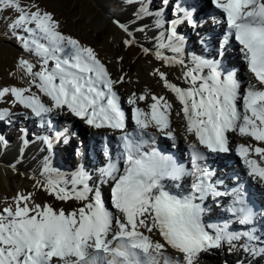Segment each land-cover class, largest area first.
Returning a JSON list of instances; mask_svg holds the SVG:
<instances>
[{"label":"snow or ice","instance_id":"snow-or-ice-1","mask_svg":"<svg viewBox=\"0 0 264 264\" xmlns=\"http://www.w3.org/2000/svg\"><path fill=\"white\" fill-rule=\"evenodd\" d=\"M133 2L137 7L131 20L137 27L115 18L111 22L125 34V47L136 45L164 67L181 68L179 78L186 87L169 82L158 68L152 74L181 106L176 115L182 121L188 164L156 146L157 134L176 142L172 104L164 96L151 95L147 111L137 106L145 95L129 97L133 128L127 131L126 114L115 90L124 76L112 79L94 49L63 34L59 22L38 4L0 0V12L15 13L7 31L39 63V71H34L28 60L20 59L18 68L29 78V87H5L0 98L10 94L13 106L30 110L31 116L24 114V119H34L44 133H52L33 134V141L45 146L47 155L39 174L28 178L34 188L57 201L79 205L69 212L47 203L30 206L31 194L16 193L15 206L0 212V264H199L201 253L225 244L230 251L264 255V226L259 225L264 209L250 203L246 182L221 190L222 181L214 180L207 164L210 155L230 151L229 133L264 142V0H211L222 14L213 19L225 26L224 39L217 41L212 59L187 52L186 37L178 31L181 25L193 30L202 26L194 17L195 8L176 4L173 18L168 19L167 0H162L164 8L155 11L150 0ZM150 30L153 35L147 37ZM136 32L144 33L152 47L140 44ZM233 39L255 83L241 81L226 63ZM208 40L211 37L200 38L202 48H208ZM31 87L50 104L25 95ZM53 113L70 114L91 128L119 133L112 143L107 135L102 138L104 163L93 169L97 181L83 166L70 179L52 166L54 147L64 135L55 129ZM12 115L7 108L0 110V120L11 122ZM21 132L26 136V129ZM22 143L30 142L24 138ZM250 150L264 160V147L241 144L236 154L246 180L264 190V167L249 158ZM8 166L18 171L15 163ZM209 200L222 208L221 222H205L212 210ZM169 249L177 254L175 258L167 255Z\"/></svg>","mask_w":264,"mask_h":264},{"label":"rangeland","instance_id":"rangeland-1","mask_svg":"<svg viewBox=\"0 0 264 264\" xmlns=\"http://www.w3.org/2000/svg\"><path fill=\"white\" fill-rule=\"evenodd\" d=\"M19 3L22 6H28L30 4L36 3L40 6L41 9L51 13L54 19L59 22L60 30L63 34L70 35L78 39L82 44L92 47L94 49L98 58L101 60L102 63L105 64L106 68L111 73L114 80H117L119 76H124V82L122 84H119L122 87L120 92L124 101H126V95H129L128 93L131 92L130 90L134 87V84L137 83V81H140V86H142L140 89L143 88L141 90L143 91V95L147 96L149 94L147 92L148 87L146 84H143V82H145V77H152V73L157 68L160 69V71L166 73V67L163 66L161 68V62L154 60L151 56H144L138 46H124L123 40L126 38L125 34L119 28H117L116 25H114L110 19H118L124 17L125 14L121 12V9H124L125 4L121 3L120 0H19ZM125 3L131 5L130 0H125ZM206 3L209 7V1H206ZM173 4L174 2H172L171 0H167L168 6H172ZM151 8L154 11L156 9H160L158 8V5L152 6ZM14 17V12H0V90L5 87H29V78L24 75L23 71L20 68H18V61L20 59L28 60L34 66L33 70L39 71V63L37 61V58L29 53H25L19 47L18 42L13 38L11 33L6 29L7 23L10 22V18ZM201 17L205 19L206 13L203 14L202 12V15L198 18V21L201 19ZM189 29L193 32L197 30H193L191 28ZM117 32L121 35V37H116ZM152 35L147 33V37H151ZM135 36L136 40L140 44H143L145 42L149 43L148 38H146L144 33L136 32ZM191 36L192 38L195 37L194 35ZM155 62H157V68L154 66ZM142 68L145 70H143ZM146 68L148 69L147 71ZM168 70H171L173 72V76L178 79H180L179 77L182 76V70L179 66H176V68L169 67ZM140 71H145L144 78L141 77V79L138 80L135 76L136 73L140 74ZM244 76H246L247 80V75H245L243 70L241 71L240 67V70H238V78L243 79ZM153 77V80L158 79L157 81H159V77L157 75H154ZM249 80L251 79L249 78ZM146 82H148L147 79ZM159 82L161 83V81ZM156 84L158 86L163 87L162 84ZM38 93L39 91L35 87H31V92L25 93V95L33 94L37 95L38 97ZM39 95L42 96L43 94L39 93ZM40 99L42 100V98ZM13 104V98L10 94L6 95L3 98H0V108H7L11 113L14 114L9 118L11 122L8 121L0 123V131L3 132L0 133V141L1 139H5L6 137L5 140L7 143H9L7 144V149L5 148L3 143V148H0V212H2L3 209L9 206H15L13 204V197L18 192H23L25 195L31 194V198L29 201L30 206L32 204L43 205L47 203L57 210L63 208L66 212L72 211L74 208L79 206L77 202L57 201L53 196L48 195L42 189L34 188V181L32 179H29L26 175V168L30 169V171L33 170L35 175L39 174V170L43 163V157L47 154L46 151L45 153L42 152L41 149L38 148V146L36 145L33 150L29 151H27L25 147L21 151H16V149L10 151L12 149L11 144H16L17 138L24 137L26 139L29 138L30 140H33V138H31L33 137L31 136V134L33 135L34 133L42 132V129L37 127L38 121L30 119V121L28 122V120L24 119L23 115L26 110H23V108L19 104H15V106H13ZM29 111L30 110H28V112L26 113H29ZM29 114L31 115V112ZM66 117L67 120H72L70 114H68V116ZM54 118L55 120L57 119L56 117ZM54 124H57L58 126H63L64 123L58 121L57 123L54 122ZM20 125H24L26 129V136L24 133L21 132V129H24V127H21ZM11 126L12 129L9 131ZM70 138H72V136L67 137L68 145L76 148L77 144L72 141L71 145ZM244 138L248 139V137ZM15 144L12 146L15 147ZM56 144L57 145L56 147H54V154L51 161L52 166L57 169L61 168L62 170H60L66 174V177H68V174L70 179V173H68L67 168L70 169L73 167H71L69 160L66 161V159L67 157L71 158V156L73 155V147L71 149L69 146L63 147L62 143L61 145L60 143ZM94 144L97 146L98 150V146L100 144L98 145L95 141L92 145L88 144V146L85 147L81 146L82 148L80 149L81 156L86 160V163L90 168H93L96 164H98L97 156L95 155V153L92 157L89 156V159L86 156V152L88 151V149H90L89 146L94 149ZM94 151L96 150L94 149ZM21 153L23 154L22 157ZM9 154L12 155L10 159L7 156ZM13 158H17V160H19L20 162L11 160ZM13 163L16 164L18 171H13V169L8 166ZM57 164L60 168L56 167ZM260 164H264V160H262V163ZM77 168L78 166H76V169ZM64 169L67 171H65ZM21 173H24L25 175H21ZM227 181L229 182V184L232 183V177H228ZM108 203L109 202L106 201V205H108ZM215 214L218 215V218L211 216L209 217V219L213 220V222H221L222 218L224 217V214L218 213L216 211ZM260 226H263V224H260ZM153 239H155V237ZM172 253V250L169 249L167 255L175 258L177 254L174 255ZM210 253L215 258V261L220 264H244V261L233 262V258L238 259V256H242L244 252L238 250L237 248H233L230 251L229 247L226 244L219 248L211 250ZM251 257L254 258L253 256ZM180 258L182 259V256ZM262 258H264V256H256V264H264V259ZM199 264L208 263L205 260L200 259Z\"/></svg>","mask_w":264,"mask_h":264},{"label":"bare ground","instance_id":"bare-ground-1","mask_svg":"<svg viewBox=\"0 0 264 264\" xmlns=\"http://www.w3.org/2000/svg\"><path fill=\"white\" fill-rule=\"evenodd\" d=\"M120 1H121V3L125 4L124 9H121V12H123V14H125V15L122 18H118V20L128 21L133 28L137 27V25L131 20L132 13L135 10V8L137 7L136 3H134L132 0H130L131 1V5H129L128 3L127 4L125 3V0H120ZM171 1L174 2V4L172 6H168L169 5L168 4L166 9H165V15H166V17L168 19H172L173 18L172 17V10L176 6V4H179L180 6L186 7L189 10H191L192 8H195L194 17H195L197 23L202 25L201 27H198L195 32H193L192 30L187 28L186 25H181L178 28L179 33L186 37V45H188L187 52H191V53L196 54V55H201V56H204V57H206L208 59H212L213 57H215L216 56V52H217L216 44H217V41L221 40V38H222V36L219 35L222 32V30H220V28H211L212 25L209 24V23H205V19H203L201 21L200 20L198 21V18L202 15V12H203V14L208 12L209 7L207 6V3H206L207 0H171ZM146 2H148V0H146ZM155 5H158V8H164L165 7V5L162 3V0H150V6L152 7V6H155ZM206 7H207V9H206ZM143 23H148V21H143ZM214 26H217V25H214ZM148 34L152 35L153 33H152V31H148ZM191 35H194L195 37L192 38ZM119 36L121 37V35L118 34V32H117L116 37L119 38ZM201 37H205L206 39H207V37H211V40H208V45L209 46H208L207 49H204V48L201 47V44L199 43V40H200ZM145 43H143L145 46L149 45L150 47H152L151 44H149L147 42H145ZM149 46H147V47H149ZM231 48H232L231 46L227 48V51L225 53V61H226L227 65L229 66L230 69H235L236 72H238L239 65H238L237 61L238 60L241 61L240 53H239L238 49H237L238 52L236 53V51L235 50L232 51ZM165 54L171 55V53H165ZM239 64H240V62H239ZM154 66L157 68V62H155ZM162 67H163V64L161 65V68ZM143 70H145V69H143ZM147 70L148 69L146 68V71ZM179 70H177V71H179ZM165 71H166V73H165L166 74V78H167V80L169 82L174 83V84H176L177 86H180V87H186V85L183 83L182 79H178V78L173 76V74H172L173 72L171 70H168V68H165ZM144 72L140 71V74L136 73L135 77H137L138 80L141 79V77L144 78ZM110 75H111V73H110ZM153 76L152 77H147V76L145 77V82H143V84L144 85L146 84L147 87H148V89L146 88L147 92L149 93L146 96L148 98H146V100L143 101V102L138 101L137 102V106L142 108V109H146L147 110L148 109V104L150 102L151 103L153 102L151 100V95H156L158 97L159 96H164L172 104V111H171V115H170V120H171V127L174 129V134L176 136V142L175 143L178 145L180 150H183L184 148H187V144H186V142L184 140L183 133H182V128H181L182 121H181V118L176 115L177 111H179L181 106L179 105L178 101L175 100L174 96L170 92H168L167 89H165L162 86H158L156 84V83H158L160 85L161 84L163 85V82L160 83L159 81H157L158 79L157 80H153L154 79ZM111 77H112V75H111ZM241 78H242V76H241ZM112 79H113V77H112ZM146 79L148 80V82H146ZM155 81H156V83H155ZM252 82H253V80H252ZM141 87L142 86H140V81H137V83L134 84V87L132 89L130 88L131 92L128 93L129 95H126V93H125L126 97H128V98L131 97L132 93L135 94L137 97L140 96V95H143V91H141L143 88L140 89ZM121 89H122V87L119 84L115 85V90L117 91L118 94L121 93L120 92ZM42 96H40L39 93H38V97L42 98V101L46 105H49L50 101L46 97H42ZM26 112H28V110H26L24 114H27L28 116H31L29 114L30 111H29V113H26ZM180 115L182 117V113ZM66 116H68V114H64V115H57L56 113L52 114V119H53V121L55 123H57L58 121H61V122L64 123L63 126H58L57 124H55V129L57 131H60V132L64 133V135L61 137V139H60V141L58 143H60V145L62 143L63 147L69 146L72 149L73 146H70L67 143V141H68L67 137L72 136V138H70L71 145H72V141L76 143V141L79 140V141H81V143L83 142L82 146H84V147L88 146V144H89V141H88L89 139L88 138H90V137H86L84 135L83 126L85 125V123L83 121L79 120L78 118L77 119L73 118V116H71L72 120L69 121V120H67ZM54 117H56L57 119L55 120ZM32 120H34V119H32ZM6 121H8V120H6ZM29 121H30V119H28V122ZM23 122H24V120H23ZM12 126L10 127L9 131L12 129ZM69 126H71V127H69ZM21 127H24V125L21 126ZM75 128L77 129L76 131H75ZM24 129H25V127H24ZM90 129L92 130V132H93L92 134L93 135L97 134V135H101L102 137H103V135L104 136L112 135L111 132H108V131H105V130L97 131V130H93V128H91V127H90ZM0 133H3V132L0 131ZM5 134H6V132H5ZM40 134L51 135L52 133H44V131L42 130V132ZM228 135L230 137L232 145L235 146V150H236V147L238 145L242 144V145L247 147L249 145L252 146L253 144L256 143V141L252 140L251 137H248V139H246L244 137H240L236 133H229ZM31 136H33V135L31 134ZM74 137H76L77 140L74 141ZM157 137H161L160 140L165 141L164 136H160L159 134H157ZM31 138H33V137H31ZM111 138H113V137H111ZM5 139H6V137H5ZM5 139H1V141H0V146L1 147L0 148H3L2 143L4 144V141H6ZM22 139H24V137L17 138L18 142L16 141V144L14 143L15 147L12 146V145H14L13 143L11 144V148L12 149L10 151H12L14 149H16V151L17 150L21 151V150L24 149V147L27 149V151H29V150H33L34 147L38 146V148H40L41 151L45 153V151L43 150L45 146H43L42 144H40L38 142H34L33 140H30L29 138H27V139H28V141L30 143L24 144V143H22ZM94 139H96L95 136H94ZM189 139L191 140L193 138L190 137ZM100 143H102V140H100V142L97 143V144L99 145ZM171 143H173V142L171 141ZM7 144H9V143H7ZM164 144H166V143H164ZM56 145H55V147H56ZM167 145L170 146V148H172V146L170 144H167ZM89 147H90V149H88V151L86 152L87 158L89 159V156L92 157L93 154L95 153V155L97 156V163L98 164H96L93 168H90L87 165L86 160L81 156L80 149L82 147L79 149L78 154L75 153L74 147H73V155L71 156V158L67 157V159H66V161L69 160L70 165L73 168H70V169L67 168V169H68V173L71 174L73 172V170H76V166H78V167L83 166L85 169H87V170H89L91 172L92 177H93V181H97L98 177H97V174L95 173V171H93V169L102 166L103 163H104V158H103V155H102V146L100 144L98 146V150H97V146L94 144V149L96 151H94V149L91 146H89ZM5 148L7 149V147H5ZM58 149H60V148H58ZM7 156L10 159L12 155L9 154ZM249 158L256 160L257 163L260 165V163L258 162L260 157L259 158L258 157H254L250 153ZM11 160L19 161V160H17V158H13ZM221 162H223L222 166H219L216 163V161L215 162H212V161L208 162V165H209V163H211L209 166H211L210 168L214 172V180L220 179V181L223 182L226 179V177H228V176H230L232 174L233 175L235 174V175L238 176V178L241 177L247 183V185H250L252 187V192L253 193L255 192V189L258 190V191L260 190L261 187L258 184H253L250 180H246V176H245L246 170L244 168L243 163H240V158L236 157L234 155V150H232V156H230L229 159L227 158L225 160H221ZM56 167H59L58 164L56 165ZM65 171H67V170H65ZM26 175L28 177L31 176V175H34L33 170L30 171V169L26 168ZM67 176H68L67 178L69 179V175L68 174H67ZM104 187L106 188L107 186H104ZM260 194L263 195L264 192H261ZM215 211L216 210L215 209L213 210V206H212L211 214L210 215H206L205 218H204L206 223H216V222H213V220L209 219V217H211V216H213L215 218H218V215L215 214ZM260 224H263V226H264V222L260 221ZM172 252H173L172 254H174V255L176 254L174 251H172ZM257 256L258 257H262L264 255H257ZM238 257H239L238 259L237 258H233V262L234 261H241V262L244 261V264H256V257L252 258L251 255H249V254L244 253V254H242V256H238ZM200 259L205 260L208 264H210V263L211 264H220V263L215 261V258L212 256V254L210 252L201 253L200 254ZM262 259H264V258H262ZM238 263H240V262H238Z\"/></svg>","mask_w":264,"mask_h":264},{"label":"water","instance_id":"water-1","mask_svg":"<svg viewBox=\"0 0 264 264\" xmlns=\"http://www.w3.org/2000/svg\"><path fill=\"white\" fill-rule=\"evenodd\" d=\"M173 68H176V67H173Z\"/></svg>","mask_w":264,"mask_h":264}]
</instances>
